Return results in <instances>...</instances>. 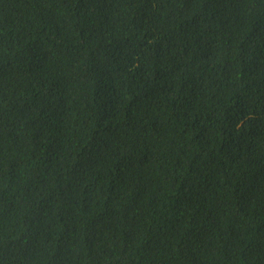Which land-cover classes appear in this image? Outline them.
<instances>
[{
    "label": "trees",
    "instance_id": "trees-1",
    "mask_svg": "<svg viewBox=\"0 0 264 264\" xmlns=\"http://www.w3.org/2000/svg\"><path fill=\"white\" fill-rule=\"evenodd\" d=\"M0 264H264V0H0Z\"/></svg>",
    "mask_w": 264,
    "mask_h": 264
}]
</instances>
